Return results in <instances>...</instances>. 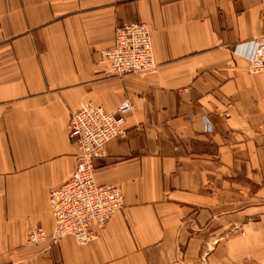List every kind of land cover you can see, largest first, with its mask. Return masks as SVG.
Returning <instances> with one entry per match:
<instances>
[{
    "label": "crops",
    "instance_id": "1",
    "mask_svg": "<svg viewBox=\"0 0 264 264\" xmlns=\"http://www.w3.org/2000/svg\"><path fill=\"white\" fill-rule=\"evenodd\" d=\"M135 20L155 67L110 76L101 52ZM262 34L264 0H0V264H264ZM126 100L94 172L122 209L89 244H27L74 172L71 113Z\"/></svg>",
    "mask_w": 264,
    "mask_h": 264
},
{
    "label": "built area",
    "instance_id": "2",
    "mask_svg": "<svg viewBox=\"0 0 264 264\" xmlns=\"http://www.w3.org/2000/svg\"><path fill=\"white\" fill-rule=\"evenodd\" d=\"M101 55L109 62L110 76L140 75L155 67L150 31L139 20L116 26L113 47ZM248 61L251 74H264V34L253 41ZM132 110L133 105L126 100L109 111L87 103L71 113L67 135L76 147L74 172L63 185L49 192L53 233L47 235L36 228L28 235L27 244L54 245L65 236L73 237L80 245L89 244L97 237V231L122 209L121 190L96 183L95 162L104 157L109 142L125 138L126 116Z\"/></svg>",
    "mask_w": 264,
    "mask_h": 264
}]
</instances>
